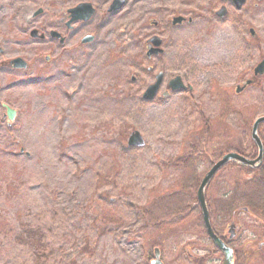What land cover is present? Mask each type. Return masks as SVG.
Instances as JSON below:
<instances>
[{"label":"rangeland","instance_id":"1","mask_svg":"<svg viewBox=\"0 0 264 264\" xmlns=\"http://www.w3.org/2000/svg\"><path fill=\"white\" fill-rule=\"evenodd\" d=\"M111 1L0 0V264H34L30 238L17 240L23 231L41 234L43 264H146L143 256L154 247L163 264H192L204 253L191 245L213 248L200 222L198 230L191 228L192 217L188 227L167 220L195 202L198 181L226 150L240 142L243 150L251 148L250 128L264 115V93L250 87L236 95L234 88L258 62L249 28L264 45V0H246L240 11L220 0H128L104 15ZM82 2L95 7L93 19L68 29L66 10ZM221 4L230 15L214 23L211 10ZM178 15L193 23L176 32L145 27L150 19ZM97 27L96 41L82 46V35ZM149 30L165 32L166 53L147 61L141 46ZM15 58L28 68L11 69ZM158 71L165 80L187 75L193 93L141 101ZM2 104L16 111L13 121L3 118ZM134 130L145 141L141 148L126 145ZM190 150L198 154L187 167L167 165ZM241 176L235 167L224 169L208 187L207 201L224 200ZM186 178L189 194L182 195ZM261 196L247 192L242 201ZM150 215L166 220L164 228L147 227ZM211 222L221 233L227 218L212 212ZM244 234L248 240L254 235ZM221 261L216 255L205 264Z\"/></svg>","mask_w":264,"mask_h":264},{"label":"flooded vegetation","instance_id":"2","mask_svg":"<svg viewBox=\"0 0 264 264\" xmlns=\"http://www.w3.org/2000/svg\"><path fill=\"white\" fill-rule=\"evenodd\" d=\"M220 1L221 3L226 2L227 5H230V7H233L236 11H240L242 8L241 7L240 9H237L232 0H220ZM82 3H89L90 5H92L90 2H82ZM111 3L109 4V6L111 5ZM127 3L128 0H125V3L122 6V8L125 7ZM109 6H107L106 9L104 10L103 12L104 15L114 14L122 9L121 8L117 11L108 12ZM92 8L94 9V14H95L96 9L93 6ZM221 10H224L222 14H220ZM211 11H212L211 15L214 18L213 19L214 23L226 22L227 17L230 15L226 5H222V4L216 10L212 9ZM94 14L90 17L89 20L82 21V24H86L90 20H92ZM177 18H180V22H175ZM185 23L190 25L193 23V19L191 17L186 18L180 15L171 16L170 19L167 18L164 21H157L154 19H150L148 21V25H146L145 27L149 29L150 26H153L156 30L157 28H161L165 32H176L177 28L182 27ZM67 28L70 29L71 27L70 28L67 27ZM99 29L100 28L97 27L95 31H92L87 34H83L82 43L80 42V44H82L83 46L94 43L96 41V36ZM165 32L157 34L156 32L150 33V30L148 31L147 36L143 38V43L141 46V53L145 60L150 61L152 59L163 57L165 55L166 49L163 39ZM248 33L251 37V40L255 41L254 47H255V52L257 53L258 62L252 68V75L250 77L244 78L240 84L235 85L234 92L236 95L242 94L250 87L258 89L260 93H264V54L262 53V48L264 45L262 40L258 38L257 33L256 31H254L253 28H249ZM88 37H90V39ZM86 38H88V40L84 41V39ZM63 39L65 41V38ZM155 42H158V45H155ZM154 50H158L159 52L157 54H154L152 52ZM261 64H262V70H261L262 72L261 73L258 72L255 75V69ZM146 71L148 73V77L151 78V74H153L154 71L153 68L149 66L147 67ZM159 74L161 75V83L159 85L158 92L156 93V95L153 97L152 100H144L142 98L144 91L150 85H153L155 83L156 77ZM176 78H179V83H177L178 86H176L177 87L175 88L176 90H172V88L170 87V83ZM186 80H187V75H179V74H176L170 77L169 79L165 80L163 72L158 71L157 73L154 74V81L151 84H148L147 87L141 93L140 100L145 103H158V102L164 103L172 95H175L177 93L192 94L194 88L190 86L188 83H186ZM130 81L132 83H135L137 82V79L135 76H131ZM163 85H165V88H163L162 90ZM238 88L241 89L239 92L236 91ZM159 94L160 97H158ZM252 125L249 133L251 148L249 150L247 149L243 150V144L242 142H240L239 144H237V148L230 147L228 150L224 152V154L235 153L240 157L249 161H254L255 159H257L259 150L258 147L255 146V144L251 140ZM262 127H264V124L259 125L256 132L257 137L259 138L260 143L262 145V158L260 165L256 167H247L242 165L238 166L235 163H230L226 165L223 169H227V168L230 169L231 167H235L241 171L242 176L239 177L237 180H235L234 183L231 185V187H229L226 190V192L224 193V201L212 200L211 197H210V201H206V207L208 210L211 226H212V222H211L212 212H215L216 216L221 215L223 218H227V222L224 226V229H222L221 233H217L213 228V226L212 228L216 233V235L224 242V244L232 250L234 264H264V191H260L261 189L264 190V137L260 134ZM185 154H187L188 156L194 155L192 150L188 151ZM252 191H255L256 194L262 192L263 196H261L259 199H254V201H242L243 199L246 198L247 192H252ZM153 216L154 215H150L151 220L154 218ZM174 216L175 218L172 216H168L167 221L171 222L175 220L176 224L179 225L183 224L186 227H188L187 224L188 219L192 217L193 224L191 225V228L195 231L198 230V223L200 222V220L202 221L200 208L197 201L189 205L188 210L186 209V206L177 208L174 212ZM160 219L152 220L153 222L150 221L152 223L147 222L146 226L149 227L150 229H158V228L162 229L164 228L166 220L163 219L160 220ZM243 219H245L247 224L246 223L245 225L242 224ZM247 231L249 232L251 231L254 234L250 240H248L244 234ZM158 233L160 235L163 234L162 232H158ZM160 239L161 238H159L158 240ZM191 248H195L197 253L198 252L204 253V255L201 256H199V254H196V256H194L192 264H205V261H207V259L213 262V259H215L216 255H220L221 259L223 260V256L214 247L211 249L208 247L200 249L196 245H191ZM185 252L189 253V249L185 248ZM143 258L146 264H152L153 262H155V260H158L163 264V261L161 260L160 252L157 247L153 248L152 254L148 253L144 255Z\"/></svg>","mask_w":264,"mask_h":264},{"label":"water","instance_id":"3","mask_svg":"<svg viewBox=\"0 0 264 264\" xmlns=\"http://www.w3.org/2000/svg\"><path fill=\"white\" fill-rule=\"evenodd\" d=\"M235 7L237 9H240L244 3L245 0H232ZM125 0H113L111 5L108 8V12H113V11H117L119 9L122 8V6L124 5ZM222 14L224 12V10L220 11ZM42 10L38 9L35 13L34 16L41 14ZM67 14H68V21L66 22V27L70 28V25L72 23L78 22V21H87L90 19V17L94 14V9L92 8V6L89 3H80L77 6L70 8L67 10ZM175 22H180V18H177L175 20ZM30 36L32 38L37 37V31L33 30L30 33ZM44 36L43 35H39V38L42 39ZM50 37L55 38V39H59L60 44H63L64 39L60 37V34H58L57 32L51 31L50 32ZM90 39V37H88ZM88 38L84 39V41H87ZM81 43H82V39H81ZM155 45H158V42H155ZM154 54H157L159 51L158 50H154L152 51ZM149 55V54H148ZM48 59V58H47ZM10 65L12 66V68L14 69H20V70H25L27 68V63L22 60L21 58H16L14 60L10 61ZM262 64L259 65L256 69H255V75L259 72L261 73L262 71ZM161 83V75H157L156 77V81L153 85H150L148 88H146V90L143 93L142 98L144 100H152L153 97L156 95V93L158 92L159 89V85ZM177 83H179V78H176L175 80H173L170 83V87L172 88V90H176L175 88H177L176 86ZM180 88V87H179ZM241 89H237L236 91L239 92ZM6 116L7 118L12 121L14 116H15V112L6 107ZM264 123V117L258 118L255 123L253 124L252 127V140L254 141V143L257 145L258 150H259V154L257 159H255L254 161H249L246 160L242 157H240L237 154L234 153H230V154H226L224 155L220 160H218L204 175V177L202 178L197 192H196V198L198 201V204L200 206L201 209V214H202V219H203V223L206 229V232L209 236V238L211 239L213 245L215 246L216 249H218L222 255H223V262L222 264H234V258H233V253L232 250L230 248H228L218 237L215 236V234L213 233L210 224H209V218H208V211L206 208V203H205V190L207 185L209 184V182L211 181V179L214 177V175L226 164L228 163H236L242 166H247V167H256L260 165L261 162V158H262V145L260 143V140L257 137V127L259 124ZM127 145L128 147H143L144 146V141L141 137V135L137 132L134 131L132 132L127 140ZM152 264H161L158 260H155V262H153Z\"/></svg>","mask_w":264,"mask_h":264},{"label":"trees","instance_id":"4","mask_svg":"<svg viewBox=\"0 0 264 264\" xmlns=\"http://www.w3.org/2000/svg\"><path fill=\"white\" fill-rule=\"evenodd\" d=\"M194 158H197L194 157ZM193 158V159H194ZM190 159L189 156H179L177 158H175L174 160H171L169 163H167L168 166H172L174 168H177L179 166H182L187 163L186 160ZM199 182V181H198ZM198 184V183H197ZM191 185V184H190ZM181 193L182 195H187L189 194V191L187 190L186 186L182 185V189H181ZM194 200V198H193ZM22 236H19L17 240H19L20 242H25V238H30L31 243L34 247H36V254L35 256V262L34 264H43L44 260L47 258V251L44 253V246L41 242V234H39L36 231H23V234H21ZM50 252L48 253L49 256Z\"/></svg>","mask_w":264,"mask_h":264}]
</instances>
